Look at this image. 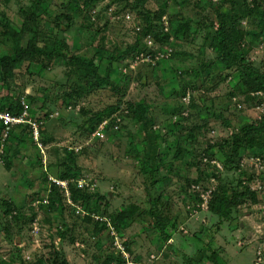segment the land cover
Masks as SVG:
<instances>
[{"label":"rangeland","instance_id":"374dc122","mask_svg":"<svg viewBox=\"0 0 264 264\" xmlns=\"http://www.w3.org/2000/svg\"><path fill=\"white\" fill-rule=\"evenodd\" d=\"M32 1L0 0V55L14 52L12 39L4 35L7 24L25 38L30 35L28 29H23L28 23L21 10L28 9ZM164 1L149 0L146 7L152 11L160 10ZM179 1H169L165 15L167 20L170 14L177 11L175 8L194 19L197 13L201 18L215 19L213 6L204 10L194 5L197 0H190L188 6L183 7L177 5ZM249 1L251 4L256 1L261 8L264 7V0ZM133 2L99 1L94 8L99 18L94 15L90 23L87 15L93 8L86 0H43L42 35L38 46L55 44V32L51 28L53 22L56 20L65 26L71 16L73 23L65 37L70 44H75L74 40L77 44L80 40V55L91 57L96 53L98 60L102 58L100 69L105 70L114 52L134 44L143 25L140 9H133ZM215 8L221 9V2ZM67 13L69 16L65 15ZM255 21L256 18H253L242 23L247 30L244 47L248 48L247 56L257 66H263L264 28L257 27ZM99 28H102L101 33ZM153 41L157 45L154 55L159 49L164 52L171 47L175 50L173 57H163L154 74L141 65L140 77L138 66L131 67L139 61L137 55L141 52L135 51L117 68L114 67L113 78L121 79L125 99H143L152 105L158 119L155 128L170 143L193 129L196 142L192 153L184 161L192 162L191 157H195L196 161L204 164L200 162L204 172L210 175L204 173L202 179L196 182L199 171L196 167L183 166L182 160L173 162L171 171H168L169 166H162L161 172L155 176L141 172L143 148L140 142L143 133L139 124L130 118L124 119L119 132H105L103 138L90 132L87 124L89 115L120 99V94L107 85L86 94L77 106L64 108L56 105L55 97L67 87L77 84L86 87V81L78 77V72L83 74L86 70L70 66L63 59L49 62L46 56L35 57L13 69L0 66V103L3 97L7 99L6 103L10 99H19L33 110L30 113L32 119H42L44 112L50 108L56 113L48 124L46 119L40 128L41 138H50L51 142H43V147H40L32 132H14L5 142L4 150L0 151V261L11 259L18 247L27 262L36 260L41 254H50V260H56L55 264H64L60 258L67 260V264H104L105 254L112 252L123 259L114 260L111 264H264V155L256 150H242L241 166L235 170V175L234 171L226 173V170H219L215 164L224 160V152L217 147L220 140L228 137L243 122L264 116V96L245 92L236 71L226 76L233 70L222 69L216 60V53L210 48L207 47L208 50L203 53L200 51L205 41L204 34L198 37L195 44L179 41L173 36L169 40ZM143 42H146L145 39ZM87 44L92 46L86 49ZM184 70L189 72L181 74L180 71ZM128 74L133 78L129 82ZM3 77H7L6 80ZM189 93L193 106L192 101L189 105L183 101ZM28 95L35 99L31 101ZM41 104H44L43 109H40ZM179 108L181 113L177 114ZM219 112L231 122V127L214 119L213 114ZM167 124L170 127L167 128ZM21 134H24L25 140L17 145V136ZM188 145L184 144L185 147ZM208 147L218 159H211L206 154ZM72 150L78 153L76 162L80 166L78 174L73 173L69 178L72 186L78 188V183L82 181L84 188L103 195L105 199L99 206L90 205L89 208L73 207L65 201L67 207L71 206L65 212H49L44 207L48 203L46 190L49 184L43 179V173L57 177ZM170 158L171 155L166 156L164 161L168 163ZM9 161H13L11 170L7 168ZM206 161L211 165H206ZM216 176L230 182L242 177L257 193V201L247 199L234 209L229 220L220 221L205 205L203 197L218 183ZM147 186L155 196L163 193L160 206L163 216L175 220L177 224V230L167 241L163 235L161 237L153 231ZM131 201L145 212L131 225L120 226V231L114 227L110 217ZM7 203L12 205L9 213ZM88 213L93 214L95 221H100L96 229L93 223H83ZM34 214V220L27 221ZM15 219L16 222L13 221ZM26 221L31 223L24 224ZM104 223L106 228L102 229ZM210 245L219 248L216 262L207 257L198 263L195 253L203 247L208 256ZM54 250L58 252V257Z\"/></svg>","mask_w":264,"mask_h":264},{"label":"trees","instance_id":"16d2710c","mask_svg":"<svg viewBox=\"0 0 264 264\" xmlns=\"http://www.w3.org/2000/svg\"><path fill=\"white\" fill-rule=\"evenodd\" d=\"M99 1L102 0H86V2L91 6V9L93 8L92 12H89L87 15L88 21L90 23L93 21L92 19H94V15H96V18H99L97 9H94L96 8V5L98 4L97 2ZM148 1L149 0H134L133 2V9H140V15L142 17L143 23L142 27L139 26L140 30L137 32V38L134 44L124 50L114 52L108 60L109 64L106 69L102 70L100 69L102 58H99L98 60L96 58V53H94L91 57L80 55V51H82V45L79 42L80 40L77 42V44L76 40H74L75 44H70V42L67 40V37H65V34L70 29V25L73 23L71 16L68 17V24H65V26L56 20L53 22L51 28L52 31L55 32L53 40L55 41V44L48 45L46 43L43 46H38L42 35L40 32V25L43 0H33L28 9L21 10L22 15L28 23L26 28H23L28 29L30 32L28 37L25 38L24 36L18 34L17 30L12 28L10 24L6 25L4 35L7 38L12 39V48L14 52L12 54L0 55V66L2 68L13 69L17 66H20L22 63H25L26 61H31L35 57L42 58L46 56L49 62L51 60L57 61L58 59H63L70 66L74 65L86 70L87 72H84L83 74L78 72L79 79L86 81V87L80 86V84L67 87L61 95L58 94L55 97V100L57 101L56 105L58 104V106L64 108L77 106L78 101L82 97L86 96V94H90L95 90L103 89V87L106 85L109 86L111 90L113 89L117 94H120V99L117 101V103L107 105L100 110L93 111L89 115L87 120L89 131L94 132L104 119H108L109 122L106 128L107 133H117L122 129L124 119L130 118L133 122H137L139 124L143 133V139L140 142V146L143 148V166L141 167V172L144 174H154L155 176L161 172L160 168L162 166H169L168 171H171L172 168H174L173 162L182 160L181 164H183V166L187 168H197L199 175L195 181L199 182L202 179L204 173L207 176L210 175V173L204 172L203 167L200 164L201 161H196L195 157H191L192 162H189L187 159L184 161L185 157H188V155L192 153L194 142H196L194 130L190 129L188 134L184 137L179 136L174 138L172 143L164 139L163 134H161L160 131L156 130L155 128L158 123V119L152 111V105L143 99H140L139 101L125 99V92L120 83L121 79L113 78L112 71L114 67L117 68L118 64L122 60L136 51V53L143 52L146 55L150 53L153 54L152 62H142V64L140 63L137 65V72L140 77H142V73L140 71L141 65H145L147 69H149L154 74L155 69L160 66V61H162V58H157V55H154V51L146 42H143L144 44L142 43V41L147 36H151L156 41L169 40L173 36L179 41L195 44L198 37H201V34H204L205 41L200 47V51L203 53L206 51V49L208 50V48H210L216 53V60L222 69L233 70L229 74H226V76L236 71L239 78L241 79L243 84L242 87H244L245 92H255L258 97L264 96L258 93L259 91L264 92V65L257 66L247 56L246 50L248 48L244 47L247 37V30L242 24L243 21H249L250 19L256 18V21L254 22L255 25L263 29L264 7L261 8L260 4H258L256 1L251 4L249 0H197L194 5L198 8L205 10L209 8L207 6L214 7L215 19H210L207 16L201 18L199 13L196 14L197 17L194 19L192 16L185 15L179 8H175L177 11L170 14L168 16V20L166 18L168 21V28L166 30L163 16L167 14L166 9L170 3V0H165L162 2L160 5V10L156 11H152L146 7V3ZM189 1L190 0H181L176 3L177 5L185 7L188 6ZM219 2L222 4L221 9L215 8V5H217ZM65 15L69 16L68 13ZM98 32L101 33L102 28H99ZM89 46H92V44H89L86 49H88ZM100 48L104 49L103 46H100ZM174 52L175 50L173 49L170 54L171 58L173 57L172 54H174ZM185 71L189 72V70H184L180 71V73L182 74ZM194 72L198 76L197 71ZM6 78L7 77H3L4 80H6ZM127 79L129 82L133 78L130 74H128ZM189 96V102H191L192 99L190 93ZM27 97L31 101L35 99L34 96L31 95H28ZM6 100L7 99L3 97L2 103H0V111L8 110L13 114L22 113L24 106L19 99H10L7 103ZM189 102L187 104V102L184 101L186 105H189ZM193 102L194 101H192V106ZM43 108L44 104H41L40 109ZM50 109L51 110L47 109L44 112L42 119H32L31 111L33 112V110H31L30 107L29 114L31 113V119L36 121L41 126V124H43L46 119L48 120L51 117L53 108ZM176 111L177 114L181 113L180 108ZM213 117L215 120L222 121L223 125L226 127H231V122L221 112L214 113ZM182 118L183 120H186V117ZM166 127L168 128L170 126L167 124ZM194 129L197 130L195 127ZM4 130L5 127L0 121V134H2ZM14 132H24V134L26 132H32L31 123L26 122L15 125L9 132V135L13 134ZM24 134H21L22 137L20 135L17 136V145H21V143L24 142ZM8 137L6 141L9 140ZM41 141L44 142V144H48L51 142V139L42 137ZM184 144L189 145L185 147ZM217 147L219 151L222 150L224 152V160H221L223 164L218 161L216 162L217 164H215L219 167V170H226V173H232V171H234L233 174L235 175V170L237 171L241 166L242 150L246 152L256 150V152L259 154L264 155V116L260 119L252 121L247 120L243 122L239 127L233 129L228 137L220 140ZM205 151L211 159L217 158V155L211 152L210 147H208ZM77 154L78 153H76L74 150L69 152L63 164L64 168L61 173L57 175V177L53 176L52 174L50 175L43 173V179L47 182V184H49V188L46 190L48 203L44 206L47 211L53 213H63L68 207H71L70 205L67 207V201L72 204L73 207L83 206L84 208H89L90 205L99 206L101 202L104 201L105 197L103 195L98 193L94 194L84 187L81 188L78 186L77 188L72 186V180L69 178L73 173L76 174V172H78L80 169V166H78L76 162ZM169 155H171V161L166 163L164 161V157ZM211 159L209 161L212 163L213 160ZM209 161H206V165L210 166L211 164ZM12 165L13 161H9L7 168L11 170ZM251 175L252 177L254 176L253 174ZM217 178L218 183L214 184L213 189L211 190V195L208 201V209L212 213L216 214L220 221L229 220L234 209L242 205L247 199H251L253 202L257 201V193L251 190L250 186L247 185L242 177L234 178L236 181L232 182L229 180H224L222 177ZM52 179L68 180L70 195L67 196L66 190ZM214 179L215 178H213V180ZM147 189L146 197L151 205L149 214L151 215L153 231L159 233L160 236L163 235V239L167 241L171 239L173 235L172 232L177 230V224L175 223V220H171L170 218L163 216V210L160 207L162 205L161 199L163 193H159L157 196H155L151 193L148 186ZM7 210L8 213L12 210V205L9 203H7ZM143 212H145V210H143L140 205L131 201L110 218L114 227L121 231L122 228H120V226H123L124 224L131 225L135 220L138 219L139 216H141ZM13 217L17 216L14 215ZM34 218L35 214L29 216L27 221H33ZM13 221L16 222L17 220L15 219ZM27 221L24 224L31 223ZM82 221L86 225H89L90 223L95 224V229L100 223V221L94 220L92 213H88L86 216H84ZM104 228H106L105 223L103 224L102 229ZM4 229L7 230V227L5 226ZM62 235H64V232ZM16 249L17 250L14 252L13 256H11V259L1 260L0 264L57 263L56 260H50V254H41L36 260L27 262L23 255L22 249L18 247ZM205 249L206 248L203 247L198 249L194 256L195 258H198L196 261L200 263L203 261V259L208 257V259H212L214 262H216L219 248H213V245H210V254L208 256L206 255ZM54 253L56 257L59 256L56 250H54ZM122 259L123 257L121 255H116L113 252L107 253L103 258V263L111 264L114 260L122 261ZM60 261L64 264H67V260L64 258H60Z\"/></svg>","mask_w":264,"mask_h":264},{"label":"built area","instance_id":"2783aa9c","mask_svg":"<svg viewBox=\"0 0 264 264\" xmlns=\"http://www.w3.org/2000/svg\"><path fill=\"white\" fill-rule=\"evenodd\" d=\"M165 20V26H166V30L168 28V21L166 20V17H164ZM145 41L147 42V44L151 47V49L153 51L156 50L157 45L155 44V42L153 41V38L151 36H147L145 38ZM168 49L167 51H164L162 49H159V52L157 54V58L161 57H165V56H169L171 54V52L173 51V48L169 47L166 48ZM152 53L150 54H145V53H140L137 55V60L142 61V62H152ZM139 61L135 62V64H132L131 67L134 68L136 65L139 64ZM261 95H264V92L259 91L258 92ZM190 100V96L186 95L184 97V101L185 102H189ZM22 105L24 106V110L22 111L21 114H13L8 110L5 111H0V121L3 123L5 130L3 131L2 134H0V151L4 150L5 147V142L6 139L9 135L10 130L18 124H23L26 122L31 123V130H32V134L34 136V139L36 140L37 144L40 147H43V142L41 141V126L40 124H38L36 121H33L31 119V115L29 114V105L26 104L25 102H22ZM108 119H104L99 126L96 128V130L93 132L94 135H97L101 138L105 137V132L107 133V125H108ZM217 164V163H216ZM220 166V165H219ZM53 181H55L58 185L62 186L65 190H66V195L69 196L70 195V189H69V184H68V180H59V179H52ZM78 186L83 188L85 186V184L80 181L78 183ZM211 195V190L209 191V193L204 197L205 199V205H208V201ZM80 210L78 209L77 212H79Z\"/></svg>","mask_w":264,"mask_h":264},{"label":"crops","instance_id":"0c3cea01","mask_svg":"<svg viewBox=\"0 0 264 264\" xmlns=\"http://www.w3.org/2000/svg\"><path fill=\"white\" fill-rule=\"evenodd\" d=\"M55 114H56V113H52V114H51V117L48 119L47 124H48L49 121H51V118H53Z\"/></svg>","mask_w":264,"mask_h":264}]
</instances>
